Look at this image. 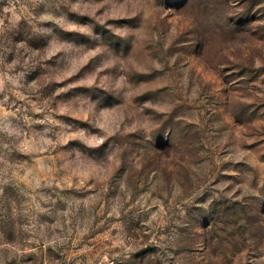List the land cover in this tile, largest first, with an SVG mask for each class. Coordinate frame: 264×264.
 <instances>
[{"label":"rangeland","instance_id":"1","mask_svg":"<svg viewBox=\"0 0 264 264\" xmlns=\"http://www.w3.org/2000/svg\"><path fill=\"white\" fill-rule=\"evenodd\" d=\"M0 264H264V0H0Z\"/></svg>","mask_w":264,"mask_h":264}]
</instances>
